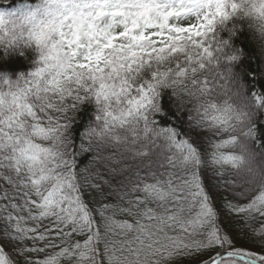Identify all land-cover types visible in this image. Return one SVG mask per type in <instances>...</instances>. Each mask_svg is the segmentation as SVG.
Returning a JSON list of instances; mask_svg holds the SVG:
<instances>
[{
  "label": "snow or ice",
  "instance_id": "1",
  "mask_svg": "<svg viewBox=\"0 0 264 264\" xmlns=\"http://www.w3.org/2000/svg\"><path fill=\"white\" fill-rule=\"evenodd\" d=\"M4 15L0 264H264V0Z\"/></svg>",
  "mask_w": 264,
  "mask_h": 264
},
{
  "label": "clouds",
  "instance_id": "2",
  "mask_svg": "<svg viewBox=\"0 0 264 264\" xmlns=\"http://www.w3.org/2000/svg\"><path fill=\"white\" fill-rule=\"evenodd\" d=\"M5 4H11V0H0ZM25 0H17V5L23 4ZM17 5H13L12 8L0 9V12H3L4 15V28L9 32L16 31L20 28V26L24 23L22 20V13H25L28 8L27 7H17ZM250 23L253 25L254 29H259L264 27V16L262 17H253L250 20ZM253 37H257V32L254 30L252 32Z\"/></svg>",
  "mask_w": 264,
  "mask_h": 264
},
{
  "label": "trees",
  "instance_id": "3",
  "mask_svg": "<svg viewBox=\"0 0 264 264\" xmlns=\"http://www.w3.org/2000/svg\"><path fill=\"white\" fill-rule=\"evenodd\" d=\"M37 2H38V0H25V2L23 4H19V5H17V0H11V4H5L3 2H0V9L12 8L13 5H17V7L29 8V7H34ZM249 38L253 41H257V38L253 37L252 34L249 36ZM237 46H239V41H237ZM21 48H22V51L24 52L25 55H27L28 53H32V55H33L32 60L26 61L18 69L19 72L27 73V72H30L33 70L35 62L38 59V53L35 52L34 46L25 47L22 45ZM0 51H4V50L2 48H0ZM257 51H258V47H257ZM15 54L19 56L20 52H16ZM21 59H23V57H21ZM225 179H227V177H225Z\"/></svg>",
  "mask_w": 264,
  "mask_h": 264
}]
</instances>
